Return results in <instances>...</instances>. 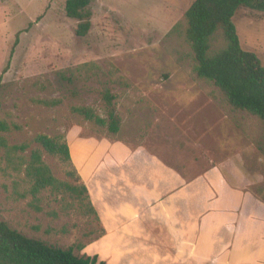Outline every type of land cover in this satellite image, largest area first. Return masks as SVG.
Returning a JSON list of instances; mask_svg holds the SVG:
<instances>
[{
	"label": "rangeland",
	"instance_id": "rangeland-1",
	"mask_svg": "<svg viewBox=\"0 0 264 264\" xmlns=\"http://www.w3.org/2000/svg\"><path fill=\"white\" fill-rule=\"evenodd\" d=\"M66 1L0 0V117L21 126L5 137L10 144H30L27 160L40 150L55 178L84 184L92 204L97 202L89 187L96 186L99 219L73 192L47 189L34 197L24 175H0V220L27 237L73 248L78 256H97L98 264H164L142 245L145 239L137 234L148 233L138 229L137 220L118 223L126 215L148 216L139 197L154 198L150 187L154 177L166 174L162 167L190 177L195 185L168 203L180 201V223L190 210L193 218L204 210L209 214L211 199L228 200L230 188L212 185L215 173L209 176V170L221 172L234 189L264 200V121L230 105L212 81L197 75L185 35L186 12L195 0H93L92 28L83 37L76 34L78 21L66 15ZM233 21L242 48L264 64V12L242 7ZM223 45L218 37L214 50ZM55 100L58 105L44 103ZM83 107L93 109L106 125L74 111ZM112 117L118 132L110 129ZM39 135L61 136L71 161L47 153L34 142ZM138 150L153 156L155 165L140 155L135 160ZM89 152L94 166L105 167L98 176L78 164ZM136 164L147 169L133 174ZM121 167L129 169L127 181L108 172ZM198 176L204 180L196 182ZM156 189L170 192L172 186L156 184ZM104 192L106 207L101 206ZM104 215L112 220L107 221L110 228L122 229L115 231L121 235L116 245H125L120 256L104 253Z\"/></svg>",
	"mask_w": 264,
	"mask_h": 264
},
{
	"label": "trees",
	"instance_id": "trees-1",
	"mask_svg": "<svg viewBox=\"0 0 264 264\" xmlns=\"http://www.w3.org/2000/svg\"><path fill=\"white\" fill-rule=\"evenodd\" d=\"M92 1H66V15L78 21V36H86L92 28ZM242 7L264 12V0H195L186 12L185 35L194 53L197 75L212 81L224 93L230 105L264 121V64L256 53L242 48L233 21ZM218 37L223 39L224 45L214 50L213 45ZM17 43L18 41L15 45ZM14 49L15 46L12 54ZM105 97L109 101L114 99L109 95ZM44 103L49 106L58 105L56 100ZM74 111L88 120L106 125V121L97 116L91 108H74ZM111 120L110 129L118 132V123L113 117ZM20 130V125L9 123L0 117V175H24L31 183L30 194L34 197L47 189H66L73 192L98 218L84 184L73 186L55 178L50 167L44 162L40 150H33L27 160L24 154L30 149L29 143H9L5 134ZM34 142L47 153L59 156L65 162L71 161V149L61 136L53 138L39 135ZM17 193L20 197H26V193ZM0 264H98V257L78 256L73 248L63 249L27 237L0 220Z\"/></svg>",
	"mask_w": 264,
	"mask_h": 264
},
{
	"label": "crops",
	"instance_id": "crops-1",
	"mask_svg": "<svg viewBox=\"0 0 264 264\" xmlns=\"http://www.w3.org/2000/svg\"><path fill=\"white\" fill-rule=\"evenodd\" d=\"M135 152V160L137 155H140V158L144 159L147 165H151V163L155 165L153 156L147 155L144 151L138 150ZM89 154V156L92 155V158L84 155L80 156L78 164L83 166V169L85 168L87 172H92L93 176H98V171L105 170V167L98 169L99 166H94L96 161H90V159L95 160L94 153L89 152ZM84 160H86L85 165L90 161L88 167L83 165ZM129 162H127V165H130ZM126 167H121L118 171L110 168L108 172H114L115 177L118 175L122 182L127 181L125 176L127 177L129 169ZM150 168L152 171H156L151 166ZM162 168V171H165L166 174L154 177L155 184L150 187L154 198L146 197L143 199V197H139L144 202L142 204L143 211L150 212L148 216L143 213H138L135 217H126V215L118 221L121 225L125 218L137 220L138 229L140 231L147 230L148 237H144L142 235L144 233H138L137 236L141 240L145 239L142 245L149 247V252L152 255L160 256L158 257L159 262L162 260L164 264H264V200L259 199L258 201L253 194L234 189L230 186L228 180L220 174L221 172L209 170V176H212V172L215 173L210 181L212 185H219L223 189L225 187L230 188L226 192L228 200L211 199L210 202L214 203V206L210 207L209 214L204 210L199 216L193 218L190 210L189 214L187 212L186 216L183 217L184 220L180 223L178 214V208L182 206L180 201L174 206L168 205V203L176 194L182 195L195 185H192L190 177H185L175 169ZM145 169L147 168H142L140 164H136L133 174L144 172ZM167 175L171 176L167 177ZM201 180H204V178L198 176L195 181L201 182ZM156 184H159L162 189L165 186H172V190L156 193ZM89 189L92 199L97 202L93 204L94 207H100L97 199L100 192H98L95 185L93 187L90 185ZM139 195L142 196L141 193ZM102 197H104V201L101 206L106 207L107 197L105 192ZM136 197L138 198L137 195ZM233 197H237V201H233ZM182 200L184 201V198ZM162 201H164V204ZM216 213H218V216H214ZM107 221L110 223L112 220L105 218V215L102 216V223L106 230L101 239L104 244V253H117L118 255L120 252L124 253L125 250L122 249L125 245L123 243H119L120 246L116 245L121 236L120 234L117 236L115 232L118 225H116L117 228L112 229ZM140 226L142 228H139ZM118 229L119 233L122 232L121 228ZM135 232H137V229H135ZM127 234L129 237L133 236L132 232ZM147 264L155 263L148 262Z\"/></svg>",
	"mask_w": 264,
	"mask_h": 264
}]
</instances>
